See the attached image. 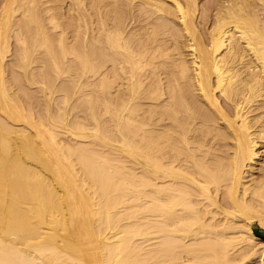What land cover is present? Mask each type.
<instances>
[{"label": "bare ground", "instance_id": "obj_1", "mask_svg": "<svg viewBox=\"0 0 264 264\" xmlns=\"http://www.w3.org/2000/svg\"><path fill=\"white\" fill-rule=\"evenodd\" d=\"M0 264H264V0H0Z\"/></svg>", "mask_w": 264, "mask_h": 264}, {"label": "rangeland", "instance_id": "obj_2", "mask_svg": "<svg viewBox=\"0 0 264 264\" xmlns=\"http://www.w3.org/2000/svg\"><path fill=\"white\" fill-rule=\"evenodd\" d=\"M201 1L203 2L204 0H201ZM256 226H257V225L253 224L254 229H255Z\"/></svg>", "mask_w": 264, "mask_h": 264}]
</instances>
